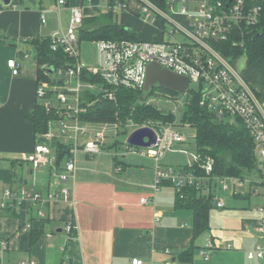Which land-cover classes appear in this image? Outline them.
<instances>
[{"label": "crops", "instance_id": "obj_1", "mask_svg": "<svg viewBox=\"0 0 264 264\" xmlns=\"http://www.w3.org/2000/svg\"><path fill=\"white\" fill-rule=\"evenodd\" d=\"M64 2L61 6L58 0H29L27 5L20 1L10 6L0 3V189L12 187L16 190L22 185L46 197L56 188L54 174H62L66 162V159L58 162L53 150L54 161L37 169L22 159L35 146L36 134L28 117L37 104H43L36 95L39 84L35 56L32 55L35 65L23 62L33 51L29 41L48 39L59 31L65 33L70 25L71 7L81 9L83 20L110 13L113 22L121 24L139 40L157 42L161 39L159 24L142 18L137 0ZM119 4L122 8L117 7L115 11L114 6ZM41 19H44L43 24ZM20 53L22 62L18 59ZM9 60L16 61L17 75L8 68ZM250 80L256 87L249 86L264 108L263 86L260 87L255 79ZM86 92L99 95L96 90H84L83 97ZM57 121L52 124L54 128L58 126ZM115 125L119 129L120 124ZM129 126L132 129L125 137L124 147L133 133L149 127L128 121L124 129ZM138 137L143 143L149 141L147 134ZM88 142L91 140L85 144ZM182 143H173L172 149L159 159L162 168L179 169L189 165H176L166 159L167 154H173ZM106 145L110 144L105 139L103 151L108 153L101 151L89 156L82 152L75 157L73 177L60 185L69 191L67 201L57 199L37 206L23 203L9 214L0 212V264L25 261L37 264H132L134 260H141L143 264H253L255 258L247 259L249 252L245 259L239 257L244 255V242L252 240L254 233L262 234L264 240V232L258 229L262 218L258 211L260 206L255 209L252 205L253 209H248L252 200L258 202L259 195L247 199L242 195L233 198L230 194L234 208L229 209L227 202L216 195L223 193L219 184L212 181L214 199L208 213V229L195 235L194 210L177 201L173 185L165 181L154 187V160L128 153L126 149L127 153L118 152V158L111 151L116 148L112 144ZM116 168L120 170L116 171ZM26 176H30V180ZM247 183V194L257 190L258 184L253 180ZM208 194L202 191L203 196ZM215 198L224 203L223 208H217ZM142 199L147 203H141ZM69 222L76 226L71 234L65 230ZM205 232L209 238L204 240Z\"/></svg>", "mask_w": 264, "mask_h": 264}, {"label": "built area", "instance_id": "obj_2", "mask_svg": "<svg viewBox=\"0 0 264 264\" xmlns=\"http://www.w3.org/2000/svg\"><path fill=\"white\" fill-rule=\"evenodd\" d=\"M140 3L141 16L145 21L158 23L161 39L157 42L137 41H96V48L100 54V67L88 68L80 62V51L77 33L82 28L83 13L78 7L70 8V25L68 30L52 34L51 50L62 48L72 64L56 71L57 81L38 86L36 95L43 100V107L47 112L54 111L59 120L54 128L49 123V131L43 135L48 142L60 140L69 146V158L66 160L62 174H54L55 190L42 197L35 189L20 186L0 189V212L14 210L16 206L25 203L37 206L52 200L70 198L68 189L61 187L75 172V155L82 151L94 156L104 149L105 131L94 133L95 140L86 143L82 148L78 146L79 134L88 132L80 128L79 116L87 110L83 105L84 90H96L103 98L114 101L112 89L126 88L133 91H143L146 82L147 67L156 64L177 76L188 79V88L184 95L190 92L191 84L198 86L199 106L211 112L218 120H238L248 135L256 144V154L264 174V108L259 102L252 88L236 70L235 61H230L221 50V45L229 43L232 47L244 49V36L258 28L264 14V0H162L156 3L152 0H137ZM2 3V0H0ZM64 0H58V5H64ZM120 9L122 5L114 6ZM113 9V8H112ZM44 23V19H41ZM170 27V30H166ZM7 66L13 75L19 73L15 60H9ZM47 74V73H45ZM97 76L103 85L86 82L83 75ZM74 80V83H71ZM193 92V91H192ZM195 93V92H193ZM58 97L57 108L52 106L48 95ZM61 118V119H60ZM174 124L151 127L155 132V142L152 146L141 148L125 146L128 152L150 157L155 162L154 187L162 182H170L180 199L184 188H193L211 193V182L219 184L222 192L236 190L243 187L247 180L238 178L212 177V162L208 160L202 167L203 175H196L181 168H162L158 161L172 149L173 143H182L183 137L173 132L170 126ZM23 161L33 169L40 168L54 161L51 147L48 144H36L33 151L23 156ZM196 160V159H195ZM193 163V162H192ZM192 164L187 167L191 169ZM119 171L120 168H116ZM229 181V184L226 183ZM250 181V180H249ZM264 186V180L262 181ZM257 190L251 191V196H258ZM146 204L147 200L142 199ZM217 208H223L224 203L215 198ZM258 211L261 222L260 232H264V197L263 204ZM40 215H42L40 213ZM29 227V226H27ZM67 234L76 230V226L66 224ZM5 245V242H2ZM210 247V245L208 246ZM264 259V250L257 246L247 255L248 260ZM20 264H37L25 261ZM132 264H143L141 260H134Z\"/></svg>", "mask_w": 264, "mask_h": 264}, {"label": "trees", "instance_id": "obj_3", "mask_svg": "<svg viewBox=\"0 0 264 264\" xmlns=\"http://www.w3.org/2000/svg\"><path fill=\"white\" fill-rule=\"evenodd\" d=\"M81 1L86 3L88 0ZM220 1L226 2L227 0ZM17 4L16 0L10 3V5ZM78 36V42L80 40L90 42L139 40L121 24L113 22L110 13L83 20ZM29 42L33 47L37 62V82L39 85L54 83L57 79H54L53 74H56L58 69H65L72 64L62 48H58L56 51L51 50L49 38L34 39ZM221 50L227 59L231 62L237 60V63L241 64L243 68V65L257 61L264 64V14L258 28H255L251 34L244 36V49L232 47L227 43L221 45ZM49 68L53 70L51 74L47 72ZM83 81L103 85L97 76L85 74L83 75ZM154 88L151 90L150 95H152ZM156 88L165 93L166 96L175 97L178 94L159 87ZM112 91L114 92V101H109L98 94L86 92L83 97V105L87 106V110L80 114L79 120L84 123L103 125L119 123L123 128L128 121L137 125L146 124L154 128L160 125H153L151 121H161L162 125L176 123L174 114L166 116L147 106L136 107L135 105L139 100H144V94L146 93L126 88L112 89ZM187 97H189V101L183 113L182 124L192 127L196 131L197 157L192 163L191 169L187 166L181 169L202 176V167L208 160H211L212 177H230L240 180L252 179L254 176L263 178L264 174L256 154V144L242 124L238 120L226 119L221 121L216 119L211 112L199 106V95L196 93L189 92ZM28 119L34 126L35 145L48 144L51 150L55 152L58 162L64 159L67 160L69 158L68 145L63 144L60 140L48 142L43 138V135L49 131V123L57 121L59 116L54 111L47 112L43 104H37ZM116 146L117 142L112 144V147ZM202 191V189L197 191L193 188H184L181 192L183 199H180L176 193L179 203L185 204L194 210L193 228L195 235L208 229V213L213 207L214 195L210 193L208 196H203ZM232 195L233 198H237L241 194ZM243 197L249 199L251 192L243 195ZM10 211L12 210H7L6 213L9 214Z\"/></svg>", "mask_w": 264, "mask_h": 264}, {"label": "rangeland", "instance_id": "obj_4", "mask_svg": "<svg viewBox=\"0 0 264 264\" xmlns=\"http://www.w3.org/2000/svg\"><path fill=\"white\" fill-rule=\"evenodd\" d=\"M14 1V0H12ZM17 3H20L22 1L26 5L29 4V0H16ZM20 7V4H19ZM166 30H170V27H166ZM80 55H81V61L82 64H84L88 68H94V67H100L101 65V58L100 54L95 46L94 43L85 41V40H80ZM32 55L33 51L31 53V56L23 59L25 65L33 64L35 65V60L33 59ZM20 61V60H19ZM22 62V61H20ZM244 68L241 70V77L247 82V84H252L251 78L256 80V83L263 86L262 90H264V64L261 62H253L251 64L243 65ZM56 75L53 74V77ZM256 87V86H255ZM190 92H197L198 91V86L196 84H191L189 87ZM145 98L143 101H138L136 103V107H141V106H147L150 108H153L155 111L159 112L162 115L168 116L169 114H174L176 116V123L171 127V130L173 132H178L180 135L183 137L184 141L182 144H179L178 148L173 152V154L169 153L167 154L168 161H172L171 163H174L176 165H188L191 164L192 162L195 161L197 157V148H196V141H195V136H196V131L192 127H188L184 124H182V118H183V113L186 107V104L189 101V97H187V94L184 95L183 93H178L175 97L172 96H166L165 93L161 92L159 89L156 87L153 90L152 95H150L148 98L146 97L147 94H144ZM191 98V95H190ZM50 101L52 104L57 107L59 105L58 102V97L55 94H52L49 96ZM41 102V101H40ZM57 123V122H56ZM151 124L153 125H162L161 121H151ZM158 127V126H157ZM80 128H85L87 130V134L81 135L79 134L78 137V146L80 148L83 147L85 142L87 141H94L95 140V135L94 133L100 132L102 130L105 131V139L108 141V144H114L117 142V146L115 147L116 149H112V154L117 155L118 158H120V154L118 153H127L125 150L124 145L126 144L125 142V137L127 134L131 131V127H125V129L122 126H119V129L116 128L115 124H91V123H80ZM106 145V146H110ZM82 153V151H79L75 157L79 154ZM101 153H108L106 151H102ZM129 153V152H128ZM168 161H165L164 163H167ZM28 180H30V176H26ZM249 181L250 179H246ZM253 182L258 184L257 191L259 193L258 196V202L256 200H252L249 210L257 209L259 206H262L263 204V198L264 197V186L262 185V181L264 180L263 178H259L258 176L252 177ZM227 184H229V181H226ZM247 185L248 183L245 184V187L240 188L237 190V193H241V195H246L247 194ZM246 191V193H244ZM231 192H217V197L220 198L221 200H225L227 202L226 208L232 209L234 207H231V201L233 200L230 195ZM231 196V197H230ZM253 205V207H252ZM216 210V208L214 209ZM208 232H205L203 237L204 240L208 239L209 236L207 237ZM205 242H203L204 245ZM259 245L262 250H264V240L262 234L259 233H254L253 239L252 240H246L244 242V255L240 256L239 259H245L247 252H252L255 250L256 246ZM208 251H206V254ZM253 264H264V259H254L252 262Z\"/></svg>", "mask_w": 264, "mask_h": 264}, {"label": "water", "instance_id": "obj_5", "mask_svg": "<svg viewBox=\"0 0 264 264\" xmlns=\"http://www.w3.org/2000/svg\"><path fill=\"white\" fill-rule=\"evenodd\" d=\"M11 3V0H2V4L4 6H9ZM18 59H21V53L18 56ZM243 69V67L241 66V64L236 63V70L241 73V70ZM47 72L49 74H51L53 72L52 68L47 69ZM188 79L181 77V76H177L165 69H162L160 66L156 65V64H150L147 67V72H146V82H145V86H144V93L147 94V98L150 96L151 94V90L154 87H159L161 89L170 91V92H174V93H183L187 90L188 88ZM143 135V134H147V136L149 137V141L147 143H143L140 141V139L138 140V135ZM155 132L153 131V129H151L150 127H146L145 129L136 131L135 133H133L127 140V144L129 146L132 147H150L154 144L155 142Z\"/></svg>", "mask_w": 264, "mask_h": 264}]
</instances>
